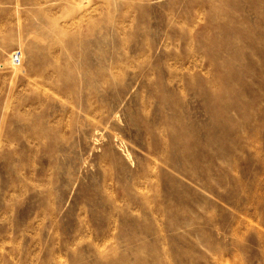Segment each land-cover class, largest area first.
<instances>
[{"label":"rangeland","instance_id":"1","mask_svg":"<svg viewBox=\"0 0 264 264\" xmlns=\"http://www.w3.org/2000/svg\"><path fill=\"white\" fill-rule=\"evenodd\" d=\"M0 264H264V0H0Z\"/></svg>","mask_w":264,"mask_h":264},{"label":"built area","instance_id":"2","mask_svg":"<svg viewBox=\"0 0 264 264\" xmlns=\"http://www.w3.org/2000/svg\"><path fill=\"white\" fill-rule=\"evenodd\" d=\"M10 61H11L13 66H15V67L20 66L22 64V52H21V50L17 49L15 51H13L11 56H10Z\"/></svg>","mask_w":264,"mask_h":264}]
</instances>
